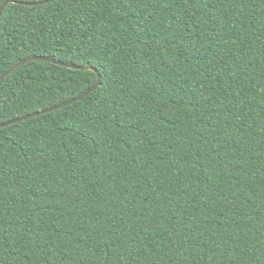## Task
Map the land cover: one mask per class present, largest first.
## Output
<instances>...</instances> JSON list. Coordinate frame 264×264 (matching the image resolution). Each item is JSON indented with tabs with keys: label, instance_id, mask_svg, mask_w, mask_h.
Listing matches in <instances>:
<instances>
[{
	"label": "trees",
	"instance_id": "1",
	"mask_svg": "<svg viewBox=\"0 0 264 264\" xmlns=\"http://www.w3.org/2000/svg\"><path fill=\"white\" fill-rule=\"evenodd\" d=\"M15 1L0 264H264V0Z\"/></svg>",
	"mask_w": 264,
	"mask_h": 264
},
{
	"label": "water",
	"instance_id": "2",
	"mask_svg": "<svg viewBox=\"0 0 264 264\" xmlns=\"http://www.w3.org/2000/svg\"><path fill=\"white\" fill-rule=\"evenodd\" d=\"M10 3H18V4H21V5H25V6H36L37 5V3L18 2V1H15V0H8L0 8V19H1V16H2L3 12L5 11L6 7ZM47 3H49V1L42 2V4H47ZM34 61L52 62V63L58 64V65H61V66H64V67H67V68H70V69H79V70L89 69V70H92V71H96L99 74L98 82H97V84L95 86L90 88L87 92H85L83 95H81L80 97H78L76 99L67 101V102H65V103H63V104H61L59 106L50 108V109H48L46 111H43V112L34 113V114H31V115L25 116L23 118L16 119V120L11 121V122L6 123V124H0V127H5V126H8V125H13V124H16V123H19V122H22V121H26V120H28V119H30L32 117H36V116H39V115L44 114V113H49V112L58 110V109H60L62 107H65V106L71 105L73 103H76V102L84 99L85 97H87L91 92L95 91L101 84L102 76H101L100 72L97 71L93 67H81V66L79 67V66H76V65H73V64H66V63H63V62H57V61L52 60V59H48V58H44V57H36V56L35 57H30L28 59H25V60L15 64L14 66H12L7 72H5L4 74H2L0 76V82L3 81L5 78H7L10 74H12L15 70H17L21 66H23V65H25V64H27L29 62H34Z\"/></svg>",
	"mask_w": 264,
	"mask_h": 264
}]
</instances>
